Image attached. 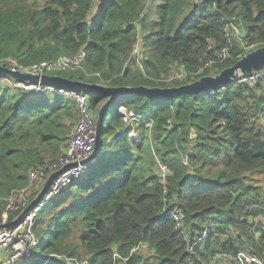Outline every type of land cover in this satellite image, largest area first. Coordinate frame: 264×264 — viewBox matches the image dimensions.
I'll return each mask as SVG.
<instances>
[{
  "label": "trees",
  "instance_id": "16d2710c",
  "mask_svg": "<svg viewBox=\"0 0 264 264\" xmlns=\"http://www.w3.org/2000/svg\"><path fill=\"white\" fill-rule=\"evenodd\" d=\"M97 1L92 12L94 0H0V64L83 52L81 76L50 74L168 87L214 75L264 45V0H161L154 19L145 13L149 0ZM138 42L140 63L132 55ZM209 59L214 64L197 73ZM175 64L186 78L163 81ZM87 97L96 117L106 97ZM120 106L141 120L127 122ZM77 120L71 96L26 90L0 75V223L23 209L10 196L29 184L31 170L63 153ZM101 138L85 173L39 207L37 244L24 264H214L243 248L262 254L264 78L201 95L119 98L106 111ZM159 163L168 170L165 182Z\"/></svg>",
  "mask_w": 264,
  "mask_h": 264
},
{
  "label": "built area",
  "instance_id": "2783aa9c",
  "mask_svg": "<svg viewBox=\"0 0 264 264\" xmlns=\"http://www.w3.org/2000/svg\"><path fill=\"white\" fill-rule=\"evenodd\" d=\"M234 28L236 27L234 26L233 30ZM132 55L135 56L137 62L140 63V60L143 58V54L142 48L139 47L138 44L134 45ZM218 56L224 60L227 57V50L221 49ZM83 59L84 53L78 52L71 56H60L55 61H42L28 66H23L22 64H19L10 58H7L6 62L7 66L21 71H29L38 74H50L51 72L57 71H74L81 67ZM213 64L214 59L207 60L204 64V67L197 73H200L204 68H210ZM186 76L187 71L185 67L181 64H175L168 76L163 78V81L177 83L184 80ZM261 78H264V68L255 71L248 76L240 78V81L253 83ZM18 84L23 86L26 90H36L40 92L46 89L55 94H67L74 99L78 109V120L73 128L72 134L66 147L64 148L63 153L55 161L40 165L31 170L29 173V184L18 192L22 204H25L28 198V190L31 186H33L35 183L42 184L45 178L51 172L65 165L75 163V165L68 167L62 173L56 176V178L52 181L47 194L43 198V203L51 199L54 195L58 194L62 189L72 184L85 173L88 165L82 164L81 161L86 160L93 152L96 138V117L93 115L89 107L88 97L86 94L67 91L62 88H55L51 86L41 87V85H31L27 82ZM118 111L125 116L127 122L139 121L142 118L141 116H136L132 111L127 112L123 106L118 107ZM158 168L160 177L162 181L165 182L168 170L162 163L158 164ZM42 203L31 210L29 214L25 216V218L15 227L0 230V264H24L26 258L30 256L32 249L37 244V238L33 231L34 217ZM172 217L176 224L181 227L183 216L178 211H175L172 214ZM205 236L206 232L203 231V234L201 237H199V240L203 239ZM137 250H139L138 246L132 248V252ZM189 252H193L192 246L189 248ZM242 254L244 253L239 252L237 257H240ZM246 263L264 264V252H262L260 256L254 253L249 254L246 258Z\"/></svg>",
  "mask_w": 264,
  "mask_h": 264
},
{
  "label": "water",
  "instance_id": "95a60500",
  "mask_svg": "<svg viewBox=\"0 0 264 264\" xmlns=\"http://www.w3.org/2000/svg\"><path fill=\"white\" fill-rule=\"evenodd\" d=\"M264 68V45L243 54L235 63L225 67L214 75H205L188 83L177 86L158 87V86H107L100 83L85 82L78 79H70L58 74L32 73L21 71L7 65L0 64V75L17 83H29L31 85L51 86L62 88L67 91H74L86 95L99 94L106 97V100L100 106L95 120V143L93 152L82 164L88 165L94 161L100 152L102 145L101 129L107 109L112 102L119 98L143 95L149 98H172L181 94L201 95L205 92L218 90L231 82L248 76L251 73ZM75 165L68 164L51 172L43 181L41 189L37 194L23 207L17 216L12 220L0 223V230L10 229L18 225L29 214L31 210L42 203L47 194L52 181L56 176L62 173L68 167Z\"/></svg>",
  "mask_w": 264,
  "mask_h": 264
},
{
  "label": "rangeland",
  "instance_id": "374dc122",
  "mask_svg": "<svg viewBox=\"0 0 264 264\" xmlns=\"http://www.w3.org/2000/svg\"><path fill=\"white\" fill-rule=\"evenodd\" d=\"M29 2H31L32 4H34L35 6H40L42 4H44V2L46 0H28ZM98 1L97 0H94V3H93V10L92 12L95 11V6H97V3ZM161 4V0H149L148 2V5L146 7V10H145V13L146 15L150 18V19H154L156 18V5H160ZM234 26L236 28H234V32L235 34L238 33V31L240 30V28L234 24ZM139 45V47H141V42H138L137 43ZM75 74L78 75V76H81L82 75V72L81 70L78 68L76 70H74ZM61 72H64V71H61ZM88 79L92 80L93 78L90 77V76H87ZM166 78V77H165ZM119 105H122V103H120ZM115 112V107H111L109 113H108V119L110 120L111 117L113 116ZM42 187V184H38V183H35L33 186H31L28 190V198H27V201L25 202V205L30 201V198L32 196V194L35 192V191H39ZM10 200L13 202V203H17L19 202L20 203V195L19 193H15L13 194V196L10 197ZM262 218V217H261ZM249 221H255V223H258L260 221V219H254L252 216H249L248 217ZM264 219V218H263ZM255 227V226H254ZM258 232V235L260 233V230H255V232ZM77 234H78V231L77 230H74L73 233L71 234L70 238H69V241H75V239L77 238ZM255 234V233H254ZM242 254L240 257L236 255V258L234 257H230V256H223L220 260H217V259H214L215 263L214 264H247L246 263V258L247 256L249 255L248 252H250L248 249L246 248H243L242 250ZM264 252V251H263ZM234 260V261H233Z\"/></svg>",
  "mask_w": 264,
  "mask_h": 264
},
{
  "label": "crops",
  "instance_id": "0c3cea01",
  "mask_svg": "<svg viewBox=\"0 0 264 264\" xmlns=\"http://www.w3.org/2000/svg\"><path fill=\"white\" fill-rule=\"evenodd\" d=\"M238 255V254H237ZM226 256H230V255H226ZM231 257V256H230ZM217 260H220L221 258H216ZM234 261V260H233Z\"/></svg>",
  "mask_w": 264,
  "mask_h": 264
},
{
  "label": "bare ground",
  "instance_id": "6f19581e",
  "mask_svg": "<svg viewBox=\"0 0 264 264\" xmlns=\"http://www.w3.org/2000/svg\"><path fill=\"white\" fill-rule=\"evenodd\" d=\"M205 69V68H204Z\"/></svg>",
  "mask_w": 264,
  "mask_h": 264
}]
</instances>
